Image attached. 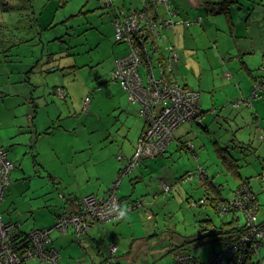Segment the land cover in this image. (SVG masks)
<instances>
[{
	"label": "crops",
	"instance_id": "crops-1",
	"mask_svg": "<svg viewBox=\"0 0 264 264\" xmlns=\"http://www.w3.org/2000/svg\"><path fill=\"white\" fill-rule=\"evenodd\" d=\"M23 1L24 8L21 15H26L24 23L30 26V30L20 32L21 36L16 30V33L11 32L14 39L10 38L8 42L12 45L4 50V54L0 52V147H4L7 141V137L1 135V129L7 128L12 131L16 128L14 131H17V134L23 138L20 142L34 141L29 152L33 155L36 168L38 170L40 168L41 172L62 186L52 197L48 198L49 201L44 202L54 214L50 225L35 226L36 220L33 214L35 208L30 207L29 209L31 218L35 222L31 229L49 228L55 222V216L62 212V205H77V200L87 194L107 195L111 188L110 185L112 186L113 182L119 179L121 166L133 154L137 139L143 130L144 121L139 117L138 104L127 100L125 93L111 77L110 72L114 67V59L124 54L126 50L125 44L122 47L116 46L122 43L113 39V21L119 9L127 13L130 10L141 8L144 0H110L109 6L104 5L102 0H83V10L95 16L96 24L91 29L95 34H102L106 38L113 56V61L106 66L98 67L96 66L103 61V58H97L94 63L89 56L87 62L85 59L78 61L77 57L75 58V55L79 56V47H81V42H76V46L71 44V39L76 34L75 30L66 34L67 42L59 36L57 28L53 29L51 35L47 34L54 22L61 17L60 12L66 5V0ZM168 1L170 8L174 10V19L198 20L189 25L177 23L173 27L161 29L159 37L155 38L156 53H167L169 47H173L177 53L173 77L182 85L200 92L201 121L188 122L177 127L174 138L164 153L153 158L142 159L130 173L126 174L132 176L133 188L127 184L125 176L120 178L118 189L122 194L119 196V201L124 211L120 217L101 224L93 223L79 241L74 240L75 236L70 229L67 232L51 230V245L60 255L59 264H76L73 262L75 259L78 260L77 264L105 262L104 259L107 256L104 255L106 251H109V249L105 250L106 241H111V245L114 243L117 246L120 243L118 241L128 240L127 231L123 228L122 221L124 220L130 221V226L134 224L142 226L141 222L146 224L145 220H148L149 229L154 232L156 224L152 226L150 223L155 214L153 205L164 194L167 196V193L161 192V185L163 183L174 185L180 182L181 175L186 172L184 169H187L181 167L173 169L172 166L166 165L167 161L173 159V156L175 157L185 147L186 140H191L187 135L188 131L197 133L192 124L207 128L208 124L205 121L208 114L215 115L216 119H228V110L232 108L229 102L236 100V98L233 100L231 98L239 97L237 99L241 100L249 96H247L248 87L252 84L254 76L251 75L252 55H256V61L259 59L258 66L262 67L264 63V0H235L229 4L226 12L218 13H212L204 8V1L208 0ZM168 15L165 7L161 6L158 16ZM0 19H3L1 15ZM91 19L86 22L92 24ZM11 22L16 24L14 21ZM97 22L100 24V30H98ZM9 27L13 28V31L16 28L11 24ZM42 37H49L46 40L48 44L46 52L41 50L36 54H27V47L21 48L17 45L29 41L34 43L35 39L41 42ZM56 39H60V42L57 43ZM65 43H67L66 46H64ZM40 46H43V42ZM91 50L92 48H89L83 51V54L88 55ZM87 65H89V70ZM244 72L251 77L250 84L244 79ZM259 72L258 70L255 74ZM190 78L193 81H190ZM107 86L111 90L117 86L118 91L105 96L109 98L107 100L111 105L113 116L101 124L98 93L104 92ZM56 89L64 93L63 99L57 95ZM46 91H49L47 93L48 96L50 95L49 99L45 98ZM86 95H89L91 99L87 108L83 110V100ZM55 97L56 100H54ZM58 99L61 101L57 102ZM41 101H44V105L54 104L59 110L48 108L45 117L41 119L39 118ZM256 101L260 102L259 99H253L252 107ZM15 113L21 115L23 118L21 122L16 121ZM79 117H89L93 123L94 133L100 130L103 132L99 139L91 138L93 132L77 133ZM63 119H65L64 122ZM61 121L63 124H60ZM97 121L99 125H95ZM214 141L220 149L224 147V141L217 138ZM13 149L14 147H11L9 151ZM197 149L194 146L196 153L194 156L200 159ZM9 151H7L8 157H10ZM13 153L17 156V152L13 151ZM15 169L16 167L12 172ZM158 169L161 175L153 176L152 173ZM12 172L0 209L5 222L21 224V220L5 216L6 211L11 212L7 189L12 184ZM139 184L145 186L144 194L150 200L140 198L144 200L143 204L129 211L124 210L125 200L127 203L135 202L127 197L134 196L133 193ZM201 184L203 185V181ZM41 192L48 193L44 190ZM59 193L64 195L62 200L58 197ZM173 195L174 193L171 196ZM3 202L8 203L6 208L3 207ZM26 224L25 222L22 226L25 227ZM22 226H19V229L26 232ZM141 237L135 239L138 240ZM183 238L184 236H180V241H183ZM120 258L121 256L116 255L119 263ZM29 260L32 264L46 262L37 258Z\"/></svg>",
	"mask_w": 264,
	"mask_h": 264
},
{
	"label": "rangeland",
	"instance_id": "rangeland-1",
	"mask_svg": "<svg viewBox=\"0 0 264 264\" xmlns=\"http://www.w3.org/2000/svg\"><path fill=\"white\" fill-rule=\"evenodd\" d=\"M66 1L68 3L65 2L66 5L60 12L61 17L54 22L52 28L47 31V34L51 35L53 29L57 28V31L60 34L59 36L66 41V34L75 30L76 34L75 37L71 39V44L76 46V42H81V47H79L80 54L79 56H77L78 54L75 55V58L77 57L78 61L85 59L87 62L89 56L93 63L96 62L97 58H103V61L96 67L101 65L106 66L113 61V56L111 55L110 47L106 38L102 34H95L94 30L91 29V27H94L96 24V20L94 22L95 16L91 14L89 15L87 10H83V0ZM23 3V0L0 1V15L3 18L0 19V21H2L0 22V52H3V54L4 50L12 45V43L8 42L10 38L14 39L10 34L11 32L16 33V31H18L21 36L22 33L20 32L30 30V26H26L24 23L26 15H21L22 9L24 8ZM90 19L92 24H88ZM11 21H14L16 24H13ZM19 21H21V23ZM9 24L16 27L14 31L13 28L9 27ZM98 25V30H100V24L98 23ZM85 28L87 29L85 30ZM48 38L49 37H42L41 42H43V46H40L41 42H38V39H35L34 43L29 41L17 45L21 48L27 47V54H36L41 50L46 52V45L48 46L46 40ZM56 41L58 43V41L60 42V39H56ZM66 45L67 43L64 44V46ZM123 45V43L116 44V46L119 47H122ZM89 48H92V50L88 52V55H84L83 51L88 50ZM255 56L252 55L250 59L252 62L251 67L253 68L251 75H258V73L255 74L258 70L260 71L259 75H264V69L258 66L259 59L256 61ZM258 56L259 55L257 54V57ZM88 66L89 65H87V67ZM243 75L244 79L250 84L251 77L247 76L245 72ZM190 81H193V79L190 78ZM117 86L113 88L114 91L107 86L104 92L98 93V104L100 115L102 117L101 124L113 116L111 105L107 100L109 98H105V96H110L113 92L116 93L118 91ZM251 88L252 84L248 87L247 96H249H246L247 98L251 95ZM49 97L50 95L48 96L46 91L45 98L49 99ZM234 98L237 99L239 97H232L231 99L233 100ZM42 99L44 100V97ZM56 99L57 98L55 97L54 100ZM244 99L246 98L244 97ZM259 100L260 102L256 101L253 103V107L251 105L243 106L238 109L231 108L228 110L230 114H228V119H216L215 115L206 113L208 114L205 121L208 124L207 128L192 124L197 133L188 131L187 135L190 136V139L193 142L192 144H194L193 149L183 147L175 157L173 156V159H170L166 163L168 167L172 166L173 169H179V167L187 169H184L186 172L181 175L179 179L180 182L174 183V185L172 184V193H167V196L164 194V196L153 205L154 207L152 206L155 214L150 223H152V226L156 224L155 229H153L154 232L149 229L148 220H145L146 224L141 222L142 226L136 224L130 226V221H122L124 224L123 228L127 231L126 238L128 240L118 241L120 243L117 245L118 251L115 255L121 256L119 264H173V254L180 250H189L191 253L205 261L210 259L214 252L216 253L220 250V245L218 243L209 242L205 245H197L195 241H193V243L190 241H180V236L186 238H188L187 236H193L199 230L200 226H218L222 221L231 220L232 215L227 214L221 216L217 214L210 208L208 202L204 205L201 203L195 206H193L194 204L192 203H198L200 199L207 197V194L210 195L211 193H215V195L218 194L225 200H230L233 198L235 190L240 182L243 183L246 181V184L253 192V197L249 198L248 202L255 204V201L257 204V210L255 211L256 219L258 218L260 220L264 218V94ZM60 101V99L57 100V102ZM43 102L44 101H41L42 104L39 113V118L41 119L45 117V113L49 108L47 105H44ZM202 103L204 104L205 102ZM257 103H259V106H257ZM18 107L19 106H17V108ZM15 116L16 121H22L23 118L21 115L15 113ZM62 121L64 122L65 119ZM62 121L60 124H63ZM92 125L93 123L90 121L89 117H79L78 125L76 127L77 133L81 134L88 131L89 133H92ZM95 125H99V121H97ZM182 125H185V123L178 127H181ZM15 126H17V124ZM14 129L12 131H9L7 128L1 129V135L7 137V141L3 145L4 148L9 151L11 147H14L13 151L17 152L16 156L13 151H9V158L14 162L16 169L12 172V184L7 189L11 212L9 213L6 211L5 216H8L10 219L17 218L18 220H21V224L18 222L20 226L26 222V226H22V229L28 232L35 223L29 212L30 207L35 208L33 212L36 220L35 226L50 225L54 218V214L52 213L51 208L46 207L44 202L49 201L48 198L52 197L53 194L56 193V190L60 189L62 186L58 185L53 178H50L41 172L40 168V171L36 168L37 165L33 162V155L29 152L34 141H28L27 143L20 142L23 138L20 137ZM102 134L103 132L101 130L96 131V133L93 132L91 138L95 137L96 139L97 137L99 139ZM215 138L224 141V147H222V149L226 148L228 150L222 151L219 145L215 143ZM194 146H196V149L198 148L196 151L197 154L199 153L198 155L200 159H197L194 156L196 154ZM231 155L235 159L234 162L236 165L234 168H230L226 160V157L228 158V156L230 157ZM185 160L186 163L184 164ZM170 162L171 164H169ZM236 170L240 174V177H238ZM152 175L157 177L158 175H161V172L158 169L155 170ZM17 177L18 179H16ZM124 179L127 184L133 188V184L131 183L132 176L126 175ZM201 181H203V185L201 184ZM114 183L115 182H113V184ZM177 185L178 187L176 188ZM145 189L146 188L143 184H139L133 193L134 196L127 198H131L135 201L144 198L149 201L150 199L144 194ZM42 190L48 193L43 194V192H41ZM116 190L117 197L119 198L122 193L119 192L118 187ZM173 193L174 195L171 196ZM207 201L210 200L207 199ZM212 201L214 202V200ZM124 202L126 203L127 201L125 200ZM221 202V200L217 199L216 203H213L214 207L217 208L220 206ZM7 205V202H3L4 208H6ZM242 208L243 207L239 205H231L226 212H230L231 209H240L237 213L238 222L242 224L245 221L246 214V212L241 211ZM258 219V225H261L264 220L260 222ZM30 224L32 226H30ZM245 232L246 231L240 233V236ZM140 235L144 237H141ZM136 237L141 238L136 240ZM247 242L250 245L246 251L247 258L245 259V263L264 264V247H262L264 245V240L258 241V247L256 249L251 247L254 243L253 240L246 241V243ZM110 243L111 241L105 242V246H107L105 250L110 248ZM128 247H130V249H128ZM108 255L109 252L105 253L104 256ZM249 258L253 261L252 263H250L251 260ZM30 261L31 260H29L28 264H32ZM73 262L77 264L78 260L75 259ZM33 264L49 263L35 262ZM99 264H104V261Z\"/></svg>",
	"mask_w": 264,
	"mask_h": 264
},
{
	"label": "built area",
	"instance_id": "built-area-1",
	"mask_svg": "<svg viewBox=\"0 0 264 264\" xmlns=\"http://www.w3.org/2000/svg\"><path fill=\"white\" fill-rule=\"evenodd\" d=\"M109 6L110 0H102ZM164 6L168 16L160 17L158 12ZM120 12V13H119ZM114 19V40L126 45L125 53L114 59L111 77L119 84L129 102L137 103L138 113L144 121L133 154L120 168L119 179L115 181L107 196L87 194L77 203L76 209L62 212L53 227L46 229L34 228L27 234V241L16 240L18 226L5 222L0 211V264H27L31 258H37L51 264H59V253L50 244V232L56 229L64 232L72 226L76 236L84 235L89 227L87 220L103 222L110 218L119 217L123 211L116 195L118 181L124 174L131 171L142 159L153 158L166 151L174 138L178 126L187 122H200V92L182 85L173 77L174 63L177 53L173 47L167 53H156L155 38L163 28L173 27L177 23L189 25L198 19H174V10L168 0H144L141 8L127 13L119 9ZM264 91V79L256 80L251 95L244 103L250 105L253 99ZM59 94L63 92L60 90ZM90 96L83 100V110L90 102ZM185 147L193 149L191 140L185 141ZM14 167L13 161L7 156V151L0 147V202L5 188L10 183V172ZM172 185L163 183L162 193H169ZM253 197L249 187L242 185L234 194V198L220 203L221 208L231 205L242 206L246 212L247 230L235 242L224 246L208 261L194 259L190 254L179 252L174 258L176 264H243L247 258L246 251L253 240L252 248L258 247V241L264 240V222L258 225L255 211L257 204L249 203ZM205 197L193 206L204 203ZM140 199L129 203L125 208L132 209L143 204ZM264 247V245L262 246ZM116 251V245H111L109 252Z\"/></svg>",
	"mask_w": 264,
	"mask_h": 264
},
{
	"label": "trees",
	"instance_id": "trees-1",
	"mask_svg": "<svg viewBox=\"0 0 264 264\" xmlns=\"http://www.w3.org/2000/svg\"><path fill=\"white\" fill-rule=\"evenodd\" d=\"M235 0H208V1H204L205 3V6H204V8L206 9V10H208V11H210V12H212V13H214V12H226L227 11V9H228V6H229V4H231V3H233ZM199 18V17H198ZM262 67V69H264V63H262V65H261ZM260 79H264V75H256V76H253L252 77V88H253V85H254V83L256 82V80H260ZM252 88H251V90H252ZM31 89H33V91L35 90L34 88H31ZM264 92V91H263ZM263 92L261 93V95H259V96H257V97H255V98H253V99H259L260 97H262V95H263ZM47 93H49V91H47ZM87 96V95H86ZM89 96V95H88ZM85 98V97H84ZM247 99H249V98H246V99H244V98H242L241 100H238V99H236V100H233V101H231V102H229V105H230V107H232V108H234V109H236V108H239V107H243V106H251L252 105V100L253 99H250V105H247V104H245L244 102L247 100ZM52 105V106H51ZM49 108H52V109H55L56 111H58L59 110V108L58 107H56L54 104H48L47 105ZM83 108V107H82ZM54 111V110H53ZM52 111V112H53ZM263 140H264V136H263ZM2 148H4V147H2ZM5 149V148H4ZM6 151H8L7 149H5ZM222 151H227L228 149H221ZM226 160H227V162H228V166L230 167V168H234L235 167V159L233 158V156L231 155L230 157L228 156V158L226 157ZM14 163V162H13ZM15 168V165H14V167H13V169ZM12 169V170H13ZM12 170H11V172H12ZM10 172V173H11ZM131 171H129L128 173H130ZM127 173V174H128ZM236 173H237V175H238V177H240V174L237 172V170H236ZM124 176H126V174H124ZM123 176V177H124ZM9 185V184H8ZM242 185H244V186H247V187H249L247 184H246V181L245 182H240L239 183V185H238V187L236 188V190H235V192H237L238 191V189L242 186ZM6 189V188H5ZM110 190V189H109ZM109 190H108V193H107V195L109 194ZM249 190H250V188H249ZM251 191V190H250ZM4 192H5V190H4ZM252 192V191H251ZM253 193V192H252ZM96 195V194H95ZM106 195V196H107ZM96 196H100V195H96ZM3 197H4V193H3ZM3 197H2V199H3ZM58 197H59V199H63L64 198V195L63 194H58ZM83 197V196H82ZM82 197H80L78 200H77V203H78V201L82 198ZM105 197V196H104ZM233 198H234V196H233ZM205 199H206V201L203 203V205L205 204V203H207L208 202V204H210V208L214 211V212H216L217 214H219V215H221V216H224V215H227V214H231L232 215V218H231V220H228V221H222L221 222V224L220 225H218V226H214V225H208V226H206V227H203V226H200L199 227V230L196 232V234L195 235H193V236H187L188 238H186V237H184L182 240L183 241H190L191 243H193V241H195L196 242V244L197 245H205V244H208L209 242H212V243H218L219 245H220V250L225 246V245H229L230 243H232V242H235L239 237H240V233H242L243 231H246L247 230V226H246V221H244V223H239L238 222V212L240 211V209H231L230 210V212H226V210L228 209L227 207L226 208H221V205L220 206H218L217 208L216 207H214V204L213 203H216V200L217 199H219V200H221L222 202L223 201H228V200H225L222 196H220V195H218V194H216L215 195V193H211L210 195L209 194H207V197H205ZM207 199L208 200H210V201H207ZM212 200H214V202L212 201ZM2 201V200H1ZM132 202V201H131ZM0 204H1V202H0ZM119 204H121V202L119 201ZM129 204V203H125L123 206H124V210H129V209H126L125 207L127 206V205ZM199 204H201V203H199ZM121 206V205H120ZM78 206L77 205H70V204H68V205H62V212H68L69 211V209H76ZM0 211H1V209H0ZM61 212V213H62ZM124 212V211H123ZM61 213H58L57 214V216H55V221H56V219H57V217L61 214ZM1 215H2V212H1ZM120 217V216H119ZM2 218H3V215H2ZM118 217H114V218H110L109 220H106V221H103V222H96V221H94V220H92V219H89V220H87L88 221V223L90 224V225H92L93 223H95V224H101V223H104V222H107V221H110V220H113V219H117ZM4 220V219H3ZM259 220V219H258ZM264 220V218L263 219H260L259 221L261 222V221H263ZM89 225V226H90ZM205 228V229H204ZM38 229H46V228H38ZM71 230V232L73 233V236H75V238H74V240L75 241H79V239H80V237H82V236H84V235H80V236H76L75 235V233H74V229H73V227L72 226H69L68 227V229L66 230V232L68 231V230ZM88 229V228H87ZM86 229V230H87ZM30 230H32V229H30ZM29 230V231H30ZM86 230H85V232L84 233H86ZM29 231L28 232H22L20 229H19V226H18V231H17V233H16V240L15 241H19V242H21V243H25L26 241H27V234L29 233ZM58 231V230H57ZM225 243H227V244H225ZM50 244H51V242H50ZM114 243H112V245H113ZM110 246H111V243L109 244ZM115 245V244H114ZM106 249V248H105ZM117 246H116V251L115 252H113V253H110L109 251H106V252H109V255L104 259L105 260V262H104V264H119V262L116 260V255H115V253L117 252ZM179 250H180V248H179ZM219 250V251H220ZM218 251V252H219ZM104 252V251H103ZM179 252H184V253H187V254H190L194 259H197V260H203V259H200L198 256H196L195 254H193V253H191L189 250H180V251H178V252H175L174 254H173V264H176V261H175V258H174V256H175V254L176 253H179ZM105 253V252H104ZM217 253V252H216ZM215 252H214V254H216ZM213 254V255H214ZM212 255V256H213ZM250 259V258H249ZM59 260H60V257H59ZM209 260V259H208ZM208 260H206V261H208ZM251 260V259H250ZM203 261H205V260H203ZM253 261L251 260V262L250 263H252ZM49 263V262H48ZM255 263V262H254ZM49 264H51V263H49ZM243 264H246L245 262H243Z\"/></svg>",
	"mask_w": 264,
	"mask_h": 264
},
{
	"label": "water",
	"instance_id": "water-1",
	"mask_svg": "<svg viewBox=\"0 0 264 264\" xmlns=\"http://www.w3.org/2000/svg\"><path fill=\"white\" fill-rule=\"evenodd\" d=\"M59 91H60V89H59V90L56 89V93H57V95L60 97V99H61V98L63 99V97H64V93H63L62 95H60V94H59Z\"/></svg>",
	"mask_w": 264,
	"mask_h": 264
},
{
	"label": "clouds",
	"instance_id": "clouds-1",
	"mask_svg": "<svg viewBox=\"0 0 264 264\" xmlns=\"http://www.w3.org/2000/svg\"><path fill=\"white\" fill-rule=\"evenodd\" d=\"M8 156V155H7ZM9 158V157H8ZM10 159V158H9ZM11 160V159H10ZM12 161V160H11ZM11 223H14V222H11ZM55 223V222H54ZM54 223H53V225H54ZM16 224V223H15ZM17 226H20L19 224H16ZM53 225H52V227H53ZM49 228H51V227H49Z\"/></svg>",
	"mask_w": 264,
	"mask_h": 264
}]
</instances>
